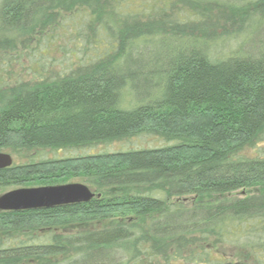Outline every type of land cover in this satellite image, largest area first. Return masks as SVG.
Listing matches in <instances>:
<instances>
[{
    "label": "trees",
    "instance_id": "obj_1",
    "mask_svg": "<svg viewBox=\"0 0 264 264\" xmlns=\"http://www.w3.org/2000/svg\"><path fill=\"white\" fill-rule=\"evenodd\" d=\"M235 22L251 50L217 56L212 34ZM0 68V152L15 157L0 190L80 179L95 194L0 210V264L264 253V0H0ZM142 135L164 144L44 157Z\"/></svg>",
    "mask_w": 264,
    "mask_h": 264
},
{
    "label": "rangeland",
    "instance_id": "obj_2",
    "mask_svg": "<svg viewBox=\"0 0 264 264\" xmlns=\"http://www.w3.org/2000/svg\"><path fill=\"white\" fill-rule=\"evenodd\" d=\"M236 25H237V22L234 23V26L227 25L226 27H224L225 29L222 28L218 30L217 34L215 35L212 34L213 42L216 45L215 50L219 49L216 52L217 56H221V57L227 56L231 54L232 52H234L235 50H237L238 48H241V46H243V50H246L247 52L251 50L252 48L251 46H249L248 48L249 43L244 45L245 38L243 36V33L238 34L240 31H237V29L239 30V28H237ZM257 50L258 49L253 48V51L255 54L257 53ZM46 54L47 56H45V58L43 59L47 63L48 61L51 62L53 60H58L62 57V54L60 53V51H57L56 53H54L53 51H49V52H46ZM29 66L30 64L26 62L25 68ZM23 70L25 69H19L18 66L14 68V71L16 73L22 72L26 74V72ZM1 72L2 70L0 68V75H1ZM163 144L164 143L162 141L160 142V140H157L152 136L142 135V136H138L134 138L129 143H116L110 146H96V147H93L87 150H69V151H57V152L46 151L44 154V157L46 159H62V158L75 157L81 154H99V153H105V152L113 153V152L123 151L127 149L154 148V147L162 146ZM247 153L250 155L255 154L253 151H249ZM7 154H10V153H7ZM12 158L13 160H15V157L12 156ZM67 184H84V183H82L80 179H74L70 183H67ZM63 185H66V184H63ZM55 186H59V185H55ZM40 187L41 186L23 187V188H40ZM23 188H17L13 186L9 188H3L0 190V196L10 191L17 190V189H23ZM200 245L201 244L199 245L196 244L195 247H199ZM207 247L211 249V257H212L211 259L214 261L216 260L217 264H264V253H262V255H257L252 252L249 253L246 250H244L242 245L237 246L235 244H230V243H223V244L218 243L214 246L213 249L210 246H207ZM165 263L167 264L166 261H158L153 264H165ZM173 264H192V263H186L185 261L177 260V261H174ZM198 264H203V263H198Z\"/></svg>",
    "mask_w": 264,
    "mask_h": 264
},
{
    "label": "water",
    "instance_id": "obj_3",
    "mask_svg": "<svg viewBox=\"0 0 264 264\" xmlns=\"http://www.w3.org/2000/svg\"><path fill=\"white\" fill-rule=\"evenodd\" d=\"M13 165L10 154L0 152V170ZM95 194L84 184H66L40 188H23L0 196V210L21 211L53 208L57 206L86 203Z\"/></svg>",
    "mask_w": 264,
    "mask_h": 264
}]
</instances>
